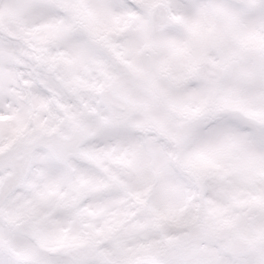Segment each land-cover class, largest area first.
I'll return each instance as SVG.
<instances>
[{"label": "snow or ice", "instance_id": "obj_1", "mask_svg": "<svg viewBox=\"0 0 264 264\" xmlns=\"http://www.w3.org/2000/svg\"><path fill=\"white\" fill-rule=\"evenodd\" d=\"M0 264H264V0H0Z\"/></svg>", "mask_w": 264, "mask_h": 264}]
</instances>
